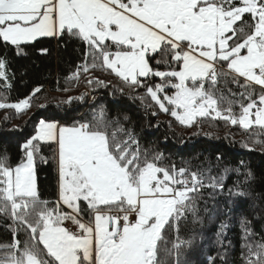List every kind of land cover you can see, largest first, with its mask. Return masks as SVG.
<instances>
[{"label":"snow or ice","instance_id":"6c2138e0","mask_svg":"<svg viewBox=\"0 0 264 264\" xmlns=\"http://www.w3.org/2000/svg\"><path fill=\"white\" fill-rule=\"evenodd\" d=\"M41 38L82 44L66 82L107 69L123 82L121 94L152 116L169 114L185 127L222 120L249 139L264 135V0H0V47L26 55ZM8 63L0 55L6 89ZM86 83L109 82L88 76ZM42 88L12 103L0 94V109L19 116L44 108L34 103ZM130 123L97 105L70 123L40 119L14 165L0 152V221L10 233L0 242V264H200L206 220L218 221V252L208 264H229L227 232L241 201H253L254 174L225 166L213 175L211 162L195 170L189 162L165 163L163 153L141 147ZM222 159L218 154L215 167ZM38 162L55 165V199L42 198ZM230 172L243 179L226 187ZM257 221L264 222V210L252 218L240 211L243 264H264ZM188 225L190 234L181 236Z\"/></svg>","mask_w":264,"mask_h":264},{"label":"trees","instance_id":"16d2710c","mask_svg":"<svg viewBox=\"0 0 264 264\" xmlns=\"http://www.w3.org/2000/svg\"><path fill=\"white\" fill-rule=\"evenodd\" d=\"M48 48L47 54H42L39 49ZM26 55H16L11 48L0 47V55L6 53L8 83L10 88H4L3 81H0V94L7 97L8 103L17 101L28 95L37 86H43L35 104H46L44 108L32 107L26 114L17 116L13 109H0V152L7 151L13 165L18 162L21 156L20 145L33 134L34 128L40 119L58 120L70 123L72 118H79L81 115H90L94 106H106L110 117H118L123 122V116L128 115L131 123L126 127L134 129L141 147H153L166 157L165 163L172 162L178 167L184 162H189L195 170L202 164L204 166L211 162L213 175L227 166L229 169L240 168L241 173L249 170L254 174L255 179L252 187L255 190L253 201H241L240 209L234 213L231 227L227 232V239L232 241L233 247L229 250V264H243L241 259V231L238 223L240 211H245L252 218L254 214L264 210V143L253 144L252 139L264 141V135L249 139V134L239 126L225 124L222 120H210L197 123L192 127H185L179 124L169 114L159 113L152 116L140 106L139 101L122 95L119 91L124 87L110 70H93L88 76L99 77L108 83L107 87H99L86 83L88 76L81 75L78 81H67L75 71L76 65L82 60L83 46L78 41H59L51 38H41L39 41L25 48ZM155 64V61H153ZM164 70L163 65L159 66ZM159 82V78H154ZM258 87V86H257ZM67 88L68 91H63ZM143 91V90H141ZM169 93L174 89H169ZM125 92L127 89L125 88ZM83 95L82 99H75ZM72 97L70 103L68 98ZM88 98H90L88 100ZM10 117L5 120V117ZM19 126L18 131H12ZM241 141H246L254 150L249 151L241 146ZM45 155H50L48 145H42ZM223 157L217 165V155ZM243 162V165H241ZM242 180L243 176H237L230 172L225 180L226 187H232L234 182ZM37 183L43 199L52 200L56 195L57 176L55 165L52 162L47 164L38 162ZM211 189L204 190L208 198ZM221 203L224 197L216 198ZM255 203L257 207L252 208ZM213 201L209 199V205ZM256 232L264 235V222L254 223ZM191 225L182 226L181 236L190 234ZM217 222L205 221L202 229L205 243L203 253L198 257L200 264H208V257H216L218 248L212 243L215 239ZM10 233L0 221V242L8 241ZM219 264V261H217Z\"/></svg>","mask_w":264,"mask_h":264},{"label":"rangeland","instance_id":"374dc122","mask_svg":"<svg viewBox=\"0 0 264 264\" xmlns=\"http://www.w3.org/2000/svg\"><path fill=\"white\" fill-rule=\"evenodd\" d=\"M118 78V77H117ZM119 79V78H118ZM120 80V79H119ZM90 98H88V100H89Z\"/></svg>","mask_w":264,"mask_h":264}]
</instances>
